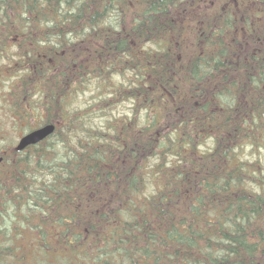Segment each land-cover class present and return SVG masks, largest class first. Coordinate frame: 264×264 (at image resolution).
Returning <instances> with one entry per match:
<instances>
[{
  "label": "trees",
  "instance_id": "trees-1",
  "mask_svg": "<svg viewBox=\"0 0 264 264\" xmlns=\"http://www.w3.org/2000/svg\"><path fill=\"white\" fill-rule=\"evenodd\" d=\"M47 123L0 264H264V0H0V141Z\"/></svg>",
  "mask_w": 264,
  "mask_h": 264
},
{
  "label": "water",
  "instance_id": "water-1",
  "mask_svg": "<svg viewBox=\"0 0 264 264\" xmlns=\"http://www.w3.org/2000/svg\"><path fill=\"white\" fill-rule=\"evenodd\" d=\"M55 130V125L52 123H47L32 129L24 133L17 141L15 145V150L22 151L30 145L36 144L41 140L45 139L47 136L52 134ZM2 157H0V161Z\"/></svg>",
  "mask_w": 264,
  "mask_h": 264
},
{
  "label": "rangeland",
  "instance_id": "rangeland-1",
  "mask_svg": "<svg viewBox=\"0 0 264 264\" xmlns=\"http://www.w3.org/2000/svg\"><path fill=\"white\" fill-rule=\"evenodd\" d=\"M5 125H6V127L11 126V125H8L6 121H5ZM14 131H16V130L14 129ZM18 139H19V134L13 133V134H11V137H9L7 140L4 139V141H0V145L1 146H7L10 143L14 144L18 141Z\"/></svg>",
  "mask_w": 264,
  "mask_h": 264
}]
</instances>
